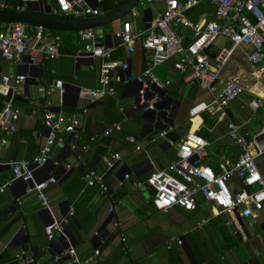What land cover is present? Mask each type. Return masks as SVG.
I'll return each mask as SVG.
<instances>
[{"label":"crops","instance_id":"0c3cea01","mask_svg":"<svg viewBox=\"0 0 264 264\" xmlns=\"http://www.w3.org/2000/svg\"><path fill=\"white\" fill-rule=\"evenodd\" d=\"M5 1L17 7L24 0H0V4ZM113 1L115 4L124 3ZM103 2L89 0L92 7L102 11ZM46 5L50 12L55 7L52 0H47ZM154 6L152 13H145L149 6H136V15L130 13L123 20L97 29L99 43L115 48L112 58L130 65L127 71L120 68L114 73L117 87L115 97L107 96L93 101L80 90L77 106L70 107L64 105L59 90L49 92L57 80L72 82L83 90L101 89L100 61L90 57H83L79 61L75 58L83 48L78 32L76 35L62 36V55L57 60L50 61L39 54L36 63L31 65L33 52L29 50L23 63L16 64L0 53V85L4 76L22 74L23 66H37L40 69L39 76L33 73L29 75L25 84V90L26 86L28 88L26 95L14 102L20 119L17 133L9 137L7 145L0 146V186L13 176L10 163L32 161L38 155L48 135L43 124L46 111L62 115L75 112L80 120L77 130L80 138L75 140L73 135L63 132L66 145L55 148L51 159L54 169L47 171L43 168L36 175L37 181L56 179L46 190L52 204V215L43 208L36 193H26L27 185L23 181L15 182L6 193L0 194V264H19L17 256L23 251L34 253L38 264H67L70 257H66V251L70 244L81 259L100 251L102 257L95 264H264V211L246 219L238 218L228 226L230 218L202 197L198 198V205L192 212L179 207L159 212L152 203L154 192L137 186L155 169H166L177 154V144L171 146L169 141L150 143L161 131L154 122H145L142 113L133 111L140 88L136 79L150 67L143 48L144 34L148 23L166 10V0H156ZM208 14L211 15L210 8L201 4L188 13V18L195 24H202L203 16ZM127 21L140 35L136 51L131 55L126 53L115 37V33ZM178 32L186 41L193 38V32L184 27L179 28ZM51 33L52 36L58 35V32ZM222 45H228V42L220 39L218 45L210 49L212 58ZM251 51L249 46L237 49L223 71V77L235 79L245 88L244 94L230 104L227 117L220 120L215 117L213 127L204 123L203 118L207 114L194 120L198 129L203 130L202 136L209 142L207 161L216 171L223 164H233L240 153L229 137V123L241 125L244 133L252 136L264 121V109L255 112L250 107L257 95L264 96V62L252 66L249 61ZM176 60L178 58L153 68V72L161 81L170 82L157 103L167 113L175 110V122L180 127L189 121L191 123V110L197 103L209 101L210 94L200 83L188 82L175 68ZM85 109L88 110L86 114ZM255 119L257 122H254ZM115 124H120L121 128L105 137V131ZM128 134L136 136L145 149L136 151L135 146L127 140ZM210 137L214 139L212 142ZM72 144L76 146L72 147ZM115 152H119L123 159L109 170L104 157ZM257 164L264 176V156L257 158ZM59 165L66 169L62 174L57 170ZM90 170L104 176L119 202L114 215L108 213V200L99 195L98 188L87 185L86 174ZM128 174L131 178L127 180L125 176ZM231 183L235 191L239 189V179L235 178ZM19 199L28 213L24 229L20 220ZM71 211H74L72 218ZM53 218L58 221L69 218L70 221L65 234L56 232L54 240L50 241L45 229ZM113 221L120 223L119 230L113 227ZM120 232L125 234L124 239ZM178 240L183 243L180 245Z\"/></svg>","mask_w":264,"mask_h":264},{"label":"built area","instance_id":"2783aa9c","mask_svg":"<svg viewBox=\"0 0 264 264\" xmlns=\"http://www.w3.org/2000/svg\"><path fill=\"white\" fill-rule=\"evenodd\" d=\"M52 1L55 7L52 8L51 13L55 17L81 19L104 16V12L92 7L89 0ZM120 1L126 2L127 0ZM155 1L139 0L137 7L151 6ZM23 2V7L20 5L15 7L5 1L0 4V9L23 12L29 0ZM201 4L210 8L211 15H204L202 24H195L188 18V13ZM136 13L135 8L131 14L136 15ZM148 24L144 34L143 48L150 67L136 79L140 85L136 96L138 105L147 111L155 109V105L162 96L161 91L170 86V82L161 81L154 74L153 68L164 65L174 58H178L175 68L188 82L200 83L210 94V100L197 103L191 110V128L177 143L176 159L166 169H155L144 182H138L137 186L146 187L154 192L152 203L159 212H167L175 207L192 212L198 205V198L202 197L218 207L221 214L230 218L228 226H231L238 218L246 219L254 216L256 212L264 211V176L257 164V158L264 156V121L258 132L252 136L244 133L241 125L234 122L229 123V137L234 141L240 153L233 164H223L218 171L214 170L207 161L209 142L196 130L193 131L194 120L203 114L211 115L219 120L225 119L230 104L244 94L245 88L241 83L222 76L237 49L243 46L252 48L249 55L252 66L264 62V0H166L164 13ZM181 27L193 32V38L190 41H186L184 36L178 32ZM78 33L83 48L75 56L76 60L90 57L100 61L101 89H81L82 92L93 101L107 96L115 97L117 87L114 73L120 68L127 71L130 67L129 63L112 58L115 48L100 44L97 30H85ZM115 37L128 55L136 51L140 35L133 30L131 22H124L122 28L115 33ZM220 39L226 40L228 45L220 46L217 55L212 58L209 54L210 49L218 45ZM62 43L61 36H52L51 31L43 26L0 23V53L5 59L16 64L23 63L29 50L33 52L31 65L36 63V56L39 54L47 60H57L62 55ZM29 77V75L18 74L4 76L1 80L0 95L5 98V101L4 108L0 112V146L7 145L9 137L17 133L20 114L14 102L16 98L26 95L25 84ZM146 77L148 80H145ZM128 81L129 79L125 82ZM65 83L73 84L57 80L49 92L54 93L59 90L63 97ZM10 95V100H6ZM250 107L255 112L264 109V96L257 95ZM137 108L138 106L135 105L134 110ZM87 112L88 110L85 109L84 113ZM43 124L48 135L38 155L32 161L21 160L10 163L13 176L0 186V194L6 193L17 181L28 183L26 193H36L43 208L52 215V204L46 190L51 183L56 182V179L37 181L36 175L52 159L55 148L66 145L63 132L70 133L75 140L80 138L77 133L80 120L75 112L62 115L46 111ZM120 128V124H115L105 131L104 136L108 137L115 129ZM174 130V127H169L161 131L151 139L150 143L168 142V135ZM127 140L135 146L136 151L145 149L136 136L130 135ZM75 146L72 144V147ZM122 159L121 154L115 152L105 156L104 162L109 170H112ZM130 178L129 174L125 176L127 180ZM235 178L240 181V187L236 191L231 183ZM86 183L89 187L98 188L99 195L108 200V213L114 215L118 210L119 202L111 192L104 176L95 170H90L86 174ZM17 202L24 229L28 213L20 199ZM73 216L74 211H71L70 217ZM69 221V218L61 221L53 218L52 223L45 229L48 239L53 241L56 232L65 234ZM113 227L119 230L120 223L113 221ZM240 231L243 233L241 228ZM120 236L125 238L122 232ZM178 243L181 245L183 241L178 240ZM66 257H70L67 264H95L102 254L96 251L94 255L81 259L74 246L70 244ZM17 261L19 264H38L34 253L27 254L24 251L17 256Z\"/></svg>","mask_w":264,"mask_h":264},{"label":"water","instance_id":"95a60500","mask_svg":"<svg viewBox=\"0 0 264 264\" xmlns=\"http://www.w3.org/2000/svg\"><path fill=\"white\" fill-rule=\"evenodd\" d=\"M138 2L139 0H127L118 9L102 17L74 19L69 17L61 18L53 16L52 13L46 8L47 0H29L28 5L26 6L23 12L0 10V23H21L34 26H43L49 31L58 33L97 30L104 28L108 25H112L119 20H123L125 17L130 15L133 9L136 8ZM19 5L23 7L24 2L21 1ZM154 8V5L149 6V9L145 13H152ZM21 73L25 75H31L33 73L34 76H39L40 69L37 66H23L21 67ZM28 80L29 79H27L26 82H28ZM64 90V105L76 107L77 96L80 93L81 88L74 84L65 83ZM26 91H28L27 86ZM164 91L165 90L161 91V95L164 94ZM10 98L11 95L6 98V100H10ZM135 105H137L138 108L134 110L133 107V111L137 113H142V117L145 122H154L158 130L164 131L169 127L175 128V130L173 132H170L168 135L169 144L171 146L176 145L188 133L189 129L191 128L190 121L180 127L177 126L175 122L176 114L174 109L167 113L166 111L161 110L159 104L157 103L155 105L154 110L147 111L144 110V107L138 105L137 100L135 101ZM53 166L54 162L50 160L48 164H46L43 168H45V170L47 171H51L52 169H54ZM57 170L58 172H60V174H62L61 172H64L66 169L63 165H59L57 167ZM26 185H28V183H26Z\"/></svg>","mask_w":264,"mask_h":264},{"label":"trees","instance_id":"16d2710c","mask_svg":"<svg viewBox=\"0 0 264 264\" xmlns=\"http://www.w3.org/2000/svg\"><path fill=\"white\" fill-rule=\"evenodd\" d=\"M121 3V2H120ZM121 4H115V2L113 0H106L103 2L102 4V9L103 11L105 12L104 14H109L113 11H115L116 9L119 8ZM58 35H60L61 37L62 36H65V35H69L71 33H67V34H64V33H57ZM80 50V49H79ZM4 101H5V98L0 95V112L3 110L4 108ZM112 102V101H111ZM109 104V103H108ZM215 117L211 116V115H205L204 116V123L205 125H209L210 127H213L215 125ZM198 125L197 124H193V131L196 130V132L202 136L203 135V130L200 128V129H197ZM80 136V135H79ZM130 134L127 135V137H129ZM203 137V136H202ZM204 138V137H203ZM93 140V138L91 139ZM210 142H212L214 139L212 137L209 138ZM37 259V258H36ZM38 263V262H37Z\"/></svg>","mask_w":264,"mask_h":264},{"label":"rangeland","instance_id":"374dc122","mask_svg":"<svg viewBox=\"0 0 264 264\" xmlns=\"http://www.w3.org/2000/svg\"><path fill=\"white\" fill-rule=\"evenodd\" d=\"M67 33H72V35H76V33L77 32H67ZM67 33H64V34H67ZM236 55V54H235ZM233 59V58H232ZM256 120V119H255ZM254 122H257V120L256 121H254ZM243 131H244V127H243ZM245 132V131H244Z\"/></svg>","mask_w":264,"mask_h":264}]
</instances>
